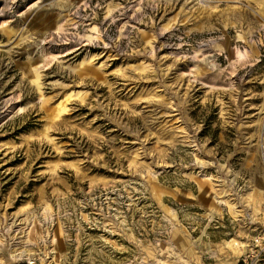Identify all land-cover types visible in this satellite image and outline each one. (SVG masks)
I'll return each mask as SVG.
<instances>
[{"label":"rangeland","instance_id":"obj_1","mask_svg":"<svg viewBox=\"0 0 264 264\" xmlns=\"http://www.w3.org/2000/svg\"><path fill=\"white\" fill-rule=\"evenodd\" d=\"M263 232L264 0H0V264H239Z\"/></svg>","mask_w":264,"mask_h":264},{"label":"built area","instance_id":"obj_2","mask_svg":"<svg viewBox=\"0 0 264 264\" xmlns=\"http://www.w3.org/2000/svg\"><path fill=\"white\" fill-rule=\"evenodd\" d=\"M264 232L259 234L253 242V245L241 255L239 264H261L264 259Z\"/></svg>","mask_w":264,"mask_h":264}]
</instances>
